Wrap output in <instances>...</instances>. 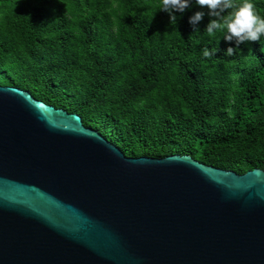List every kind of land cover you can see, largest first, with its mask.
I'll return each mask as SVG.
<instances>
[{"label": "trees", "instance_id": "1", "mask_svg": "<svg viewBox=\"0 0 264 264\" xmlns=\"http://www.w3.org/2000/svg\"><path fill=\"white\" fill-rule=\"evenodd\" d=\"M158 4L0 0V85L78 114L127 157L264 170V37L236 46L207 35V15L189 24L194 4L172 25Z\"/></svg>", "mask_w": 264, "mask_h": 264}, {"label": "water", "instance_id": "2", "mask_svg": "<svg viewBox=\"0 0 264 264\" xmlns=\"http://www.w3.org/2000/svg\"><path fill=\"white\" fill-rule=\"evenodd\" d=\"M0 264H264V170L127 157L0 85Z\"/></svg>", "mask_w": 264, "mask_h": 264}, {"label": "clouds", "instance_id": "3", "mask_svg": "<svg viewBox=\"0 0 264 264\" xmlns=\"http://www.w3.org/2000/svg\"><path fill=\"white\" fill-rule=\"evenodd\" d=\"M190 4L201 10L188 18L189 24H197L205 15L211 18L204 28L209 37L221 33L225 42L234 41L236 46L264 37V15L256 10L252 0H159L158 9L168 15L169 24L172 25L178 19L174 13L183 14ZM233 51L234 47H227L224 53L232 55ZM210 55H215V52L202 50L204 58Z\"/></svg>", "mask_w": 264, "mask_h": 264}]
</instances>
